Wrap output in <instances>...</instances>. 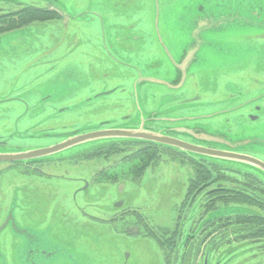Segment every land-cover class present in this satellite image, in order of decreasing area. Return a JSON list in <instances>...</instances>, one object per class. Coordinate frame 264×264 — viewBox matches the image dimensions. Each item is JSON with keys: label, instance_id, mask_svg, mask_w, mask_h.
<instances>
[{"label": "rangeland", "instance_id": "obj_1", "mask_svg": "<svg viewBox=\"0 0 264 264\" xmlns=\"http://www.w3.org/2000/svg\"><path fill=\"white\" fill-rule=\"evenodd\" d=\"M94 1L98 0H80L71 6L58 0L78 19L33 22L0 35V67L11 74L4 78L5 83L39 91L45 96L41 101L43 114L52 115L45 118L43 126L51 130L18 133L0 129V141L4 142L0 153L43 149L80 134L134 128L127 123L155 125L160 120L189 115L195 119L185 126L193 128L205 122L208 134L234 149L228 151L264 162V0H158L157 4L152 0L139 4ZM5 2L9 1H0V7ZM154 12L159 13L157 33ZM105 32L107 36L120 32L117 34L127 38L117 45L104 36ZM134 34L138 39L132 37ZM110 44L114 50L131 48L140 60L115 53L130 64L114 63L105 56ZM183 53L185 73L184 66L180 67ZM150 54L156 58H149ZM178 83L179 88L171 89ZM111 87L117 89L96 96ZM176 99L189 101L177 105L173 102ZM64 102L66 109L51 113L63 108ZM250 114L258 115L257 119H250ZM171 124L182 127L184 120ZM65 126H69L70 134H59ZM173 137L184 141L183 132ZM111 141H89L42 157L40 172L44 175L36 171L24 174L0 164V210L10 200L6 212L12 221L22 206L59 208V217L68 219L71 216H63V208L78 207L87 213L85 221L77 216L74 225L57 219V233L69 242L70 250L61 245L52 250L44 236L46 230H36L35 224L32 228L4 223L0 232L9 235L0 238V262L7 259L9 264H28L27 250L34 255L43 247L57 254L50 259L31 256L32 264H52L53 259L61 260L59 264H164V252L154 238L129 233L128 218L112 221L111 217L118 210L139 208L152 224L172 230L174 216L184 206V227L191 225L189 218L197 216L193 213L199 205L189 206L182 200L193 166L180 156H171L169 150L140 177L133 178L128 173L129 162L120 160L123 152L74 161ZM220 144L211 146L226 151ZM204 158L221 164L228 172H250L264 185V173L252 166ZM100 168L108 176L95 177ZM47 177L59 178L50 179L49 185H34L36 180L44 183ZM255 210L230 204L212 211L207 218ZM244 248L238 249L229 264L253 252ZM258 255L261 262L256 264H264V253ZM194 263L193 257L188 264Z\"/></svg>", "mask_w": 264, "mask_h": 264}, {"label": "flooded vegetation", "instance_id": "obj_2", "mask_svg": "<svg viewBox=\"0 0 264 264\" xmlns=\"http://www.w3.org/2000/svg\"><path fill=\"white\" fill-rule=\"evenodd\" d=\"M63 5H75L80 0H59ZM85 2H91V0H84ZM127 2L132 4H139L141 2L148 3L151 0H103V2ZM153 4H157L158 0H152ZM6 5L0 7V16L11 14L10 17H18L16 12L22 10H34L43 12L47 11L50 15L53 16L48 21H63L66 20H74L78 19V17L71 12L69 13L68 9L62 7V5L58 2V0L51 1V0H12L10 2H5ZM94 3H100L98 1H94ZM78 14V13H77ZM97 16L96 13H93ZM80 16V14L78 15ZM95 17L94 15H91ZM159 13L155 15L154 12V27L155 33H157V21H158ZM35 22H45V21H34ZM33 23V22H31ZM26 26V25H23ZM21 26V27H23ZM19 27V28H21ZM18 28L10 29L2 31L0 30V35L3 33L14 31ZM117 33L120 32H112L111 36H107L106 32L104 36L107 38H111L113 42H116L117 45L120 41L126 40L127 37H123L118 35ZM123 37V38H122ZM134 39H138V35H132ZM122 38V39H121ZM106 52V58L112 60L114 63L117 64H130L123 60L122 57H134L138 58V55L133 54V50L128 48L126 51L114 50L113 45L110 44L108 46V50ZM115 53L121 56L119 58ZM149 58H156L155 54H150ZM143 60V58H141ZM184 61V53L181 56V63ZM165 66L166 62H165ZM184 66V63L181 65ZM180 66V67H181ZM7 75H11L8 71L4 70L0 67V129H5L9 131H15L18 133H27V132H34L39 133L42 129L51 130L48 125L47 127H43L45 122V118H49L52 115L45 116L42 111V104L41 101H44V97L39 91L33 92L31 88H27V86H9L5 83V77ZM175 84L171 89H177L181 86ZM178 86V87H177ZM117 88L111 87L105 92L98 93L96 96L99 95H107L113 93ZM125 89H122L124 92ZM87 101V99H85ZM89 100V99H88ZM189 99H176L173 102L177 105H183L184 103L188 102ZM61 109H55V112L52 111L51 113L56 114V112H61L63 109H66V105L64 102V106ZM258 110V109H255ZM12 111L16 112L11 117L8 115L12 113ZM250 119H257L258 115L250 114L248 115ZM55 117V116H54ZM195 119L193 116L184 115L177 116L170 118L169 120H160V124L151 125L149 123L143 122L141 125L145 130L157 132L161 130V134L174 136V133L183 132L184 133V141L189 142L191 144L210 148V149H217V147L211 146L212 144H222L226 148L225 142L217 139L215 136L208 134L205 122L201 125L189 128L185 126L187 122H191ZM184 120V126H179L176 124H171L176 121ZM106 122H102L103 125ZM124 123V122H123ZM130 126H134V128H138L140 126V121L138 123H127ZM69 127V126H68ZM67 126L62 127L64 130L63 133L59 134H70V130H67ZM104 128V127H103ZM206 130V131H205ZM159 132V133H160ZM47 133V132H46ZM51 135V134H50ZM56 136V135H52ZM68 137V136H67ZM66 138V137H65ZM219 140V141H217ZM215 142V143H214ZM219 142V143H216ZM55 143V142H53ZM207 143V144H203ZM4 144V142L0 141V145ZM220 144V145H221ZM240 144H236L239 146ZM162 152L160 155L164 154L167 150L170 151L171 156H180L182 161H187L193 166V173L189 177L188 184L186 186L185 193L183 195L182 203L186 205H193L198 204L199 206L196 207V211L193 214H197V216L193 218H189L191 225H187L184 227V206H181V210L177 212L174 216V227L172 230L169 229L170 226L164 227L160 225L152 224L146 216H142L141 211H138L139 208H127L126 210H118L115 214L112 215V221H125L126 218L129 220L127 222H131L129 225V233L133 234H140L143 233L144 237H152L154 238L162 248L164 252V264H188L189 260L195 258L194 264H229L232 258L237 255V251L241 247H245L244 251L253 250L252 253L247 255H241L242 259L234 260V264H238L240 262H245L246 264H256L258 259L256 258L259 256V253H264V209L260 207V204H252L248 202H237V201H229V202H222L220 197L222 194L219 192L218 188L223 186V184L228 182V185L235 187L230 190H235L237 193H243L246 195L244 190H240V184L242 178L239 177V174L248 173L252 178L251 181L254 183L253 186L258 187L257 192L259 197V202L264 204V185L263 183L252 173L250 172H241L240 170H231L230 172L226 171L227 169L223 167L221 164L215 161H209L206 158L194 156L187 153H179L177 150H171L166 147L162 148ZM221 150V149H218ZM231 152V151H230ZM82 158H75L74 161L80 160ZM121 159V158H120ZM42 159H32V160H25V161H0V164H4L6 168H14L18 171L23 172L24 174H29L31 171H36L39 175H42L40 171H42V165L44 161ZM83 161L87 159H82ZM135 164V162H133ZM212 164H216L222 170L226 172L227 175L231 177H225L223 179H211L205 178L206 182H208L207 186H203V183L199 185L195 184L193 180H197V177H194L195 173V166H205L209 168ZM210 169V168H209ZM238 172V173H237ZM44 175V174H43ZM129 175L133 178V174L129 173ZM108 176L103 168H100L96 173L95 177H103ZM113 176H117L113 174ZM238 176V177H234ZM59 177H47L43 180L44 183H40L38 180L37 184L34 182L36 187H41L42 185H49L50 179H57ZM64 178V177H61ZM229 178V181L227 180ZM195 187V188H192ZM251 193V191H249ZM10 201V200H9ZM9 201L4 202V209L0 210V230L4 227V223L6 224H19L20 226L23 225L25 227H32L33 224L37 225L35 228L36 230H46L44 236L48 239L47 241L53 246L51 247L52 250H56L58 245H61L70 250L67 246L69 242L57 233L56 226L58 224L57 219H64L67 220L71 225L76 223V217L81 216L83 221H85V213L82 209L78 207H67L63 208V216L70 215V219L67 217H59L61 210L55 207H48L46 209H40L38 207H30V206H22L19 208V212L14 215V220L12 221V217L9 215L8 211L6 212L7 205ZM230 204H238L249 206L255 208L256 210L253 212L247 213H237V214H229V215H220L214 217L212 219L207 218L209 213L216 210L221 206H227ZM116 207L119 209L121 206L119 203L116 204ZM77 209L79 211H73V209ZM38 221H34V220ZM132 219V220H131ZM199 219V223H198ZM6 221V222H5ZM11 221V222H9ZM198 223V224H197ZM5 224V225H6ZM197 224V225H196ZM3 225V226H2ZM141 227H143V231H141ZM34 228V227H32ZM3 235H9L7 232H0V238ZM10 241V239H9ZM59 241L61 242L59 244ZM166 247V248H165ZM169 249V250H168ZM198 249V252H197ZM51 249L45 250L43 247L35 252L34 255H38L43 257V259H50L53 258L54 255L57 253L55 251H49ZM194 253L196 255H194ZM171 254V257H170ZM33 255V251L30 249L27 250L26 259L28 264H32L31 256ZM79 257H82L81 255ZM256 258V259H255ZM9 260L4 259L0 262ZM61 261V260H59ZM59 261L53 259L52 264H59Z\"/></svg>", "mask_w": 264, "mask_h": 264}, {"label": "trees", "instance_id": "obj_3", "mask_svg": "<svg viewBox=\"0 0 264 264\" xmlns=\"http://www.w3.org/2000/svg\"><path fill=\"white\" fill-rule=\"evenodd\" d=\"M16 14L18 15V17H10L11 14L1 15L0 30L5 31L14 28H19L23 25H28L34 21H38V20L48 21L51 18H53V16L50 15L49 12L47 11L40 12L37 11L36 9L28 10V11L26 10L18 11L16 12ZM163 147H166L171 150H177L175 148L147 140L116 139V140H112L111 142L105 145L98 146L93 150L82 153L80 158L82 159H90L94 157L108 158L111 155L123 152L124 154L120 160L129 162L128 173H132L134 177H140L150 164L156 162L157 160H160L161 158L160 153L163 151L162 150ZM179 153H184V152L179 151ZM133 161L135 162V164H130ZM209 168L205 166H199V167L195 166L194 177L198 178L197 180H193L195 184L199 185L200 183H203V186H207L208 182H206L205 178L208 177L211 179L213 178L223 179L225 177H231L227 175L226 172L216 164H212ZM234 177H238V176H234ZM239 177H244V178H242L241 182H238L241 187L238 189L244 190L246 195L243 193H237L235 190H230L235 187L228 185L227 182L223 184V186L218 188L219 192L222 194L220 200H222V202L224 203L229 201H237V202H248L252 204L253 203L260 204V207L264 209V204L259 202L258 194L257 192H255V190H258L259 188L253 186L254 183L250 179L252 177L248 173H243V174L240 173ZM227 180L229 181V178H227ZM249 191H251V193Z\"/></svg>", "mask_w": 264, "mask_h": 264}, {"label": "water", "instance_id": "obj_4", "mask_svg": "<svg viewBox=\"0 0 264 264\" xmlns=\"http://www.w3.org/2000/svg\"><path fill=\"white\" fill-rule=\"evenodd\" d=\"M0 1H12V0H0ZM193 37V36H192ZM190 53L185 55V58L188 61ZM185 63L184 61L181 63L180 66ZM187 65L184 64V73L185 68ZM183 67V66H181ZM179 72L181 70L179 69ZM100 139H135V140H147L152 141L155 143L167 145L169 147L176 148L180 151H184L186 153H192L204 157H211L217 159H228L242 162L247 166H252L253 168L260 170L264 173V162L248 156L244 154H238L230 151H223L218 149H210L201 146H197L191 144L186 141H181L174 137L161 134L159 132H152L145 130L142 126L138 128H115V129H102L86 134L76 135L66 141L54 145L51 147L43 148V149H36V150H28V151H11L0 153V161H25V160H32V159H40L44 156L55 154L66 150L70 147L76 146L81 143L95 141Z\"/></svg>", "mask_w": 264, "mask_h": 264}]
</instances>
